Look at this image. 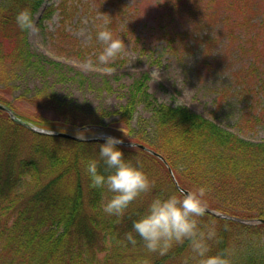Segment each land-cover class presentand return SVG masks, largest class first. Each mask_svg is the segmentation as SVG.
Wrapping results in <instances>:
<instances>
[{"label": "trees", "instance_id": "trees-1", "mask_svg": "<svg viewBox=\"0 0 264 264\" xmlns=\"http://www.w3.org/2000/svg\"><path fill=\"white\" fill-rule=\"evenodd\" d=\"M66 1L46 6L41 21L59 9V25L63 28L77 12L74 6H66ZM163 1L167 3L165 17L170 22L184 10L181 4L189 2ZM45 3L46 0H0L2 70L45 72L41 60H34L29 50L27 30H21L15 20L21 9L30 8L35 15ZM206 12V19L218 20L230 38L243 28L251 32L245 43L247 49L255 57L264 54V44L260 50L257 48V41L263 38L264 0H192L186 14H181L203 20ZM258 13L262 19L255 23L253 17ZM197 25L198 21V28ZM58 32L59 39L68 37ZM163 32L170 33L167 27ZM95 34L84 49H74L70 44L77 56L84 57L94 47L99 48ZM206 42L208 45L210 39ZM46 63L60 68L57 62ZM255 71L257 67L252 64L247 72L253 75ZM71 79L80 85L88 80L78 71ZM147 80L146 74L135 80L128 88L126 103L115 111L63 100L49 86L30 96L35 112L20 111L0 96V104L17 118L11 119L7 111L0 109V264H133L143 257H148L151 264H179L186 246H177L160 256L149 253L139 238L135 245L131 244L125 234L154 195L201 185L207 188L210 210L244 220H264V143L246 141L185 106L157 101L148 91ZM259 85L256 90L260 92L263 83ZM102 90L112 91L106 80ZM138 105L150 117L132 124ZM114 115L118 118L111 120L112 128H107L104 120ZM21 122L73 133L87 125L98 132V138L81 141L49 136ZM99 133L122 137L124 143L118 147L132 159L139 158L156 181L152 190L138 197L119 221L104 213L102 198L110 193L91 188L84 168L83 161L98 154L96 145L103 142ZM125 143L143 145L163 160ZM105 167L101 165L102 170ZM212 220L222 236L213 243L212 252L229 247L233 250V264H264V224H243L209 213L202 218L203 222Z\"/></svg>", "mask_w": 264, "mask_h": 264}, {"label": "rangeland", "instance_id": "rangeland-1", "mask_svg": "<svg viewBox=\"0 0 264 264\" xmlns=\"http://www.w3.org/2000/svg\"><path fill=\"white\" fill-rule=\"evenodd\" d=\"M59 1L46 0L34 15L36 27L26 33L29 50L34 60H41L45 72L34 69L12 73L0 66V96L16 109L35 112L30 96L49 86L63 100L115 111L126 103L129 86L146 74L148 91L157 101L185 106L246 141L264 143V54L255 57L247 49L245 43L251 32L243 28L230 38L218 20L206 19L207 12L203 20L182 15L192 0L181 4L184 10L174 15L172 22L165 17L168 10L163 0H67L66 6H74L77 12L63 28L59 25V9L41 21L44 8ZM100 11L111 15L110 27L126 45L123 55L114 61L112 72L105 71L98 61L95 66L88 63L102 50L99 41V48L94 47L84 57L74 50L92 43ZM261 19L258 13L253 22ZM164 27L170 33L164 34ZM58 31L69 38L59 39ZM260 33L263 38L257 41L259 50L264 44V30ZM206 39H210L208 45ZM46 60L59 63L60 68L55 69ZM252 64L257 71L249 75ZM76 71L86 76L85 84L71 79ZM103 80L111 85V92L102 90ZM261 82L259 92L256 89ZM149 117L150 113L138 105L132 124ZM117 118L114 115L104 120L107 128H112L111 120Z\"/></svg>", "mask_w": 264, "mask_h": 264}, {"label": "clouds", "instance_id": "clouds-1", "mask_svg": "<svg viewBox=\"0 0 264 264\" xmlns=\"http://www.w3.org/2000/svg\"><path fill=\"white\" fill-rule=\"evenodd\" d=\"M15 20L21 30L31 31L36 27L30 8L17 12ZM111 23V15L100 11L95 38L102 44V50L97 57L88 60L94 66L98 61L107 72L115 70L114 61L123 55L126 46L110 27ZM52 131L49 128L46 134L50 136ZM75 135L79 140L87 141L98 134L86 125L77 129ZM99 135L103 136V142L96 145L98 154L86 158L84 168L91 188L110 193L102 198L104 213L119 221L138 197L152 190L156 181L144 169L139 158L132 159V155H126L118 147L124 143L122 137ZM101 165L106 167L102 170ZM206 192V186L201 185L192 190L154 195L144 211L133 220L132 229L125 234L127 241L135 245L139 238L149 253L160 256L170 253L177 246H186L187 252L180 258L179 264H233L231 248L212 252L213 243L219 242L222 236L216 221H202L209 209ZM133 264H151V260L148 257L138 258Z\"/></svg>", "mask_w": 264, "mask_h": 264}, {"label": "water", "instance_id": "water-1", "mask_svg": "<svg viewBox=\"0 0 264 264\" xmlns=\"http://www.w3.org/2000/svg\"><path fill=\"white\" fill-rule=\"evenodd\" d=\"M0 109L1 110H5L7 111V113L9 114V116L11 117V119H17L16 116L11 112V110H7L3 105L0 104ZM22 125L26 126L27 128H29L30 130L32 131H35L37 133H42V134H46L47 131L49 129H43V128H40V127H37V126H34V125H31V124H27L25 122H21ZM85 127V126H84ZM83 128V127H81ZM77 129H80V128H77ZM103 134H106V133H103ZM48 135V134H47ZM50 135H54V136H58V137H63V138H70V139H78L76 135L74 134H71L69 132H63V131H56V130H53L52 133ZM94 139L98 138V137H92ZM100 138H103V136L101 135ZM126 144V143H125ZM136 145L140 148H143V149H146L145 146L143 145H140V144H137V143H132V144H126V145ZM148 150L149 152H151L152 154L158 156L160 159H162V157L149 150V149H146ZM163 160V159H162ZM181 191H185L184 189H180ZM208 213L211 214V215H214L216 217H220V218H224V219H230V220H233V221H237V222H240V223H243V224H258V223H262L264 224V220L263 219H257V220H244V219H240V218H235V217H231L229 215H225V214H222V213H219L217 211H214V210H210L208 209Z\"/></svg>", "mask_w": 264, "mask_h": 264}]
</instances>
